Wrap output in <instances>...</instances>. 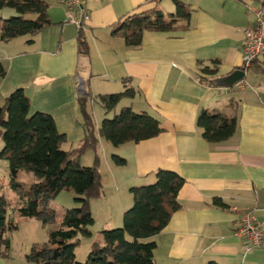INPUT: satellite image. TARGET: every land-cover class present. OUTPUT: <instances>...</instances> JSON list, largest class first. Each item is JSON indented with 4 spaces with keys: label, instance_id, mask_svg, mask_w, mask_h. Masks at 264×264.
<instances>
[{
    "label": "crops",
    "instance_id": "crops-1",
    "mask_svg": "<svg viewBox=\"0 0 264 264\" xmlns=\"http://www.w3.org/2000/svg\"><path fill=\"white\" fill-rule=\"evenodd\" d=\"M52 24L34 36L0 43V105L17 88H24L30 113L50 114L65 149L84 137L78 96L134 89L121 108L147 111L158 117L163 131L139 142L117 146L99 139V171L103 195L90 201L94 221L101 231L122 224L132 205L130 188L155 181L158 169L171 170L184 179L178 191L180 208L168 224L148 240L156 243V264H264V247L242 250L235 233L243 211H252L264 231V57L256 60L233 87L216 78L241 66L240 44L252 26L249 6L264 0H178L190 11L186 28L145 30L137 47L126 46L113 34L123 19L157 4L165 17L174 12V0H81L83 33L88 53H79V28L68 21L61 0H48ZM167 11V12H166ZM76 14L77 10L73 11ZM218 61V72L209 83L199 66ZM122 89V90H121ZM237 127L227 139L210 143L202 138L196 117L202 108L231 113ZM98 128L105 113L96 101L89 107ZM119 110V111H120ZM90 150V149H89ZM77 156L81 165L92 164L94 151ZM124 159L116 164L112 156ZM220 198L224 207L212 202ZM121 223V224H120ZM0 264H7L0 256Z\"/></svg>",
    "mask_w": 264,
    "mask_h": 264
},
{
    "label": "trees",
    "instance_id": "trees-1",
    "mask_svg": "<svg viewBox=\"0 0 264 264\" xmlns=\"http://www.w3.org/2000/svg\"><path fill=\"white\" fill-rule=\"evenodd\" d=\"M175 10L166 17L156 6L127 15L119 27L113 30L126 46L137 47L142 42L145 30L172 31L187 27L190 11L187 6L174 0ZM48 0H0V10L11 9L13 14L0 16V43L21 36H34L52 24L48 14ZM79 53L87 54L89 47L82 29L77 33ZM218 61L200 65V80L208 76L209 83L218 72ZM240 69L244 70L242 66ZM247 69V68H246ZM259 73L264 68H257ZM5 69L0 64V77ZM134 89L127 87L122 92L99 94L92 97L83 93L77 100L83 119L84 137L80 144L65 149V134L60 133L53 117L44 112L30 113V100L24 88L15 89L0 105V159L6 162L9 186L17 194L18 201L10 205L0 195V256L5 257L10 247L9 233L17 228L11 216L17 213L23 218L47 217L53 219L54 212L47 207L51 199L64 191L74 193L76 206L66 209L58 228L51 230L48 239L36 251L26 255L36 264H156V243L148 240L158 234L169 222L172 214L180 208L177 195L184 179L176 172L158 169L155 181L132 186V205L122 216L118 227L103 228L101 240L90 245L83 262L75 258L79 239L93 235L94 218L90 201L103 195L99 171V139L103 138L117 146L126 142H139L152 138L163 131L161 120L147 111H135L131 107L121 108L112 117H104L100 126H95L89 109L92 101L98 102L105 113L112 111L123 97H131ZM234 108V110H233ZM231 113L217 109L202 108L196 117L204 140L217 143L230 137L237 127L235 106ZM86 149L94 151L92 164L81 165L77 156ZM116 164L124 159L113 155ZM19 172L32 175L25 186L16 180ZM216 206L224 207L220 198H214ZM11 215V216H10ZM208 264H216L209 262Z\"/></svg>",
    "mask_w": 264,
    "mask_h": 264
},
{
    "label": "rangeland",
    "instance_id": "rangeland-1",
    "mask_svg": "<svg viewBox=\"0 0 264 264\" xmlns=\"http://www.w3.org/2000/svg\"><path fill=\"white\" fill-rule=\"evenodd\" d=\"M11 14H13L11 9L6 8L0 10V16L3 18ZM124 99H126V97H123L120 100L114 108V111L119 112L121 105L124 103L122 100ZM112 116L113 112L110 113L109 117ZM1 148L2 143L0 142V150ZM90 154H92L91 151L86 149L80 154V156H82L85 161L87 158L86 155ZM32 178L31 174L19 172L16 180L27 186L30 184L29 182ZM8 183L9 176L6 172V162L0 159V195H3L8 200V203L12 205L18 201V197L17 194L10 188ZM74 196L75 195L72 191L64 190L60 192L56 198L51 199L48 202L47 207L52 209L54 212L53 219L51 217H47L46 221H44L41 217L23 218L17 213H13L12 216L10 215L12 220L17 223V228L9 233L10 247L7 255L3 257L4 261H6L7 264H36L34 261L27 260L26 255L31 251L38 250L39 247L47 241L49 232L59 227L66 209L76 206ZM98 218L99 217H96L94 225L92 226V237H81L79 239V244L75 249V258L77 261L83 262L90 251V245L92 242H99L101 240V233L99 230L102 223Z\"/></svg>",
    "mask_w": 264,
    "mask_h": 264
},
{
    "label": "built area",
    "instance_id": "built-area-1",
    "mask_svg": "<svg viewBox=\"0 0 264 264\" xmlns=\"http://www.w3.org/2000/svg\"><path fill=\"white\" fill-rule=\"evenodd\" d=\"M69 22L76 25L79 29L83 27V22L87 15H84L81 6V0H61ZM248 11L253 15V23L250 28L244 32L240 44L241 66L248 68L259 58L264 57V14L260 6H249ZM74 10H77L74 14ZM245 82L241 81V85ZM246 85V83H245ZM235 233L242 237V250L249 253L255 248L264 247V231L258 225L252 211L245 210L239 218Z\"/></svg>",
    "mask_w": 264,
    "mask_h": 264
},
{
    "label": "water",
    "instance_id": "water-1",
    "mask_svg": "<svg viewBox=\"0 0 264 264\" xmlns=\"http://www.w3.org/2000/svg\"><path fill=\"white\" fill-rule=\"evenodd\" d=\"M245 77V72L242 69H236L228 75L216 78V83L223 87H233Z\"/></svg>",
    "mask_w": 264,
    "mask_h": 264
}]
</instances>
